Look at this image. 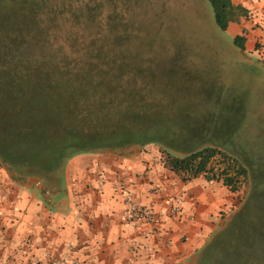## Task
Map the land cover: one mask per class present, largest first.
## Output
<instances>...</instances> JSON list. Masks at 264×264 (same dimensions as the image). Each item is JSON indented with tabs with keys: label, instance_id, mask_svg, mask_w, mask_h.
I'll use <instances>...</instances> for the list:
<instances>
[{
	"label": "rangeland",
	"instance_id": "1",
	"mask_svg": "<svg viewBox=\"0 0 264 264\" xmlns=\"http://www.w3.org/2000/svg\"><path fill=\"white\" fill-rule=\"evenodd\" d=\"M231 36L215 28L206 0H0V141L23 136L16 127L28 117L56 128L96 113L92 124L105 127L106 117L125 118L126 98L143 122L184 133L226 121L237 146L264 152V52L241 54ZM91 63L115 69L104 78L67 74ZM82 83L88 89L78 91ZM108 96L114 108L101 119ZM246 191L244 182L228 190L229 206ZM228 212H219L222 223Z\"/></svg>",
	"mask_w": 264,
	"mask_h": 264
},
{
	"label": "crops",
	"instance_id": "2",
	"mask_svg": "<svg viewBox=\"0 0 264 264\" xmlns=\"http://www.w3.org/2000/svg\"><path fill=\"white\" fill-rule=\"evenodd\" d=\"M247 16L230 22L245 50L264 52V0H231ZM231 38V39H232ZM256 42L262 45L255 47ZM63 191L44 190L36 178L18 179L0 167V264H193L196 251L222 225L228 189L202 176L188 182L167 169L151 145L121 154L82 153L62 175ZM156 214L153 223L128 221L124 196ZM176 201L179 213H170Z\"/></svg>",
	"mask_w": 264,
	"mask_h": 264
},
{
	"label": "trees",
	"instance_id": "3",
	"mask_svg": "<svg viewBox=\"0 0 264 264\" xmlns=\"http://www.w3.org/2000/svg\"><path fill=\"white\" fill-rule=\"evenodd\" d=\"M206 2L219 31H226L230 22L247 16V10L231 0ZM245 40L244 35L231 39L241 54H245ZM67 68V74L80 78L110 77L115 69L96 63ZM82 84L78 91L88 89L86 83ZM125 101L126 98L123 100L125 118L115 122L106 117L105 127L92 124L96 113L85 114L80 121H68L66 126L56 128L38 125L39 119L26 118L27 124L16 127L23 136L0 141V165L20 180L36 178L44 190L57 194L64 190L62 175L71 157L82 153L121 154L154 143L159 147L163 165L183 182L202 176L206 181L220 182L231 193L238 190L241 182L247 184L245 196L238 205L228 208L227 218L196 251L193 264H264V152L251 155L243 145H240L243 149L237 146L230 139L236 129L228 136L226 121L216 125L212 120L190 126L182 133V126L172 128L150 122L151 119L143 122L141 114L136 119L134 112L127 111ZM101 103L100 117L104 116V107L107 113L114 108L109 96ZM195 135L200 137L199 142L183 140Z\"/></svg>",
	"mask_w": 264,
	"mask_h": 264
},
{
	"label": "built area",
	"instance_id": "4",
	"mask_svg": "<svg viewBox=\"0 0 264 264\" xmlns=\"http://www.w3.org/2000/svg\"><path fill=\"white\" fill-rule=\"evenodd\" d=\"M125 208L122 211L124 218L128 221H137L145 223H153L157 220L156 214L145 205L137 203L130 193H127L123 198ZM170 213L177 215L179 208L177 202L174 200L170 203ZM48 264H78L76 261H67V259H55L50 261Z\"/></svg>",
	"mask_w": 264,
	"mask_h": 264
}]
</instances>
